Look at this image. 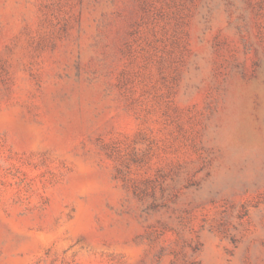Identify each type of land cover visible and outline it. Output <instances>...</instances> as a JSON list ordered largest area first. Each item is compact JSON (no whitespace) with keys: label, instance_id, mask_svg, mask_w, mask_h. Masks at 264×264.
Masks as SVG:
<instances>
[{"label":"rangeland","instance_id":"rangeland-1","mask_svg":"<svg viewBox=\"0 0 264 264\" xmlns=\"http://www.w3.org/2000/svg\"><path fill=\"white\" fill-rule=\"evenodd\" d=\"M0 264H264V0H0Z\"/></svg>","mask_w":264,"mask_h":264}]
</instances>
